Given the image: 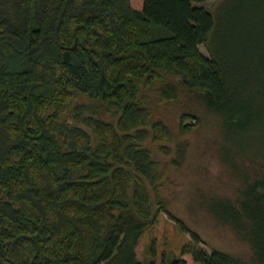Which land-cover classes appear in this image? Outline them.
Returning <instances> with one entry per match:
<instances>
[{
	"label": "trees",
	"instance_id": "16d2710c",
	"mask_svg": "<svg viewBox=\"0 0 264 264\" xmlns=\"http://www.w3.org/2000/svg\"><path fill=\"white\" fill-rule=\"evenodd\" d=\"M206 1L0 0V264H264V172L244 161L264 138V78L257 95L201 54L216 29L194 6ZM181 95L232 143L220 156L238 186L207 207L245 257L208 247L160 193L195 126L182 114L176 136L155 114ZM161 214L190 243L142 263L136 247Z\"/></svg>",
	"mask_w": 264,
	"mask_h": 264
},
{
	"label": "rangeland",
	"instance_id": "374dc122",
	"mask_svg": "<svg viewBox=\"0 0 264 264\" xmlns=\"http://www.w3.org/2000/svg\"><path fill=\"white\" fill-rule=\"evenodd\" d=\"M194 6L210 12L216 28L207 37V47H198L201 54L207 58L210 57L208 50L216 54L226 63L228 71L237 67L242 71L244 85L253 87L254 93L259 95L263 89L257 87V81L264 78V0H208ZM249 98L256 100L259 107L262 104L252 92ZM263 110L261 106L262 113ZM182 114L194 116L186 121L195 126L188 136V158L179 173L173 169L167 171V181L160 193L168 201L169 212L196 230L208 247L245 257L247 246L237 240L229 228L218 226L209 216L207 207L211 194L233 195L238 186L237 178L220 156L221 149L231 147L232 143L225 140L219 117L187 95L161 106L155 115L177 136ZM259 131L264 133V125L254 132ZM254 136L260 140L257 142L260 153L256 156L255 152L247 151L251 156H245L244 161L251 172H264V138ZM158 159L164 161L160 156ZM188 243L190 236L182 233L167 215L161 214L157 224L141 236L136 247L137 259L142 263L155 259L158 263L161 256L167 259L178 256L181 247ZM203 247L209 251L207 246Z\"/></svg>",
	"mask_w": 264,
	"mask_h": 264
}]
</instances>
